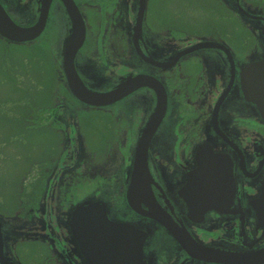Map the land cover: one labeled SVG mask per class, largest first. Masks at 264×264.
Returning a JSON list of instances; mask_svg holds the SVG:
<instances>
[{"label": "flooded vegetation", "instance_id": "flooded-vegetation-1", "mask_svg": "<svg viewBox=\"0 0 264 264\" xmlns=\"http://www.w3.org/2000/svg\"><path fill=\"white\" fill-rule=\"evenodd\" d=\"M209 1L210 28L190 31L178 8L169 22L165 0H0L6 55L45 41L59 83L22 127L62 136L59 153L34 161L16 183L15 208L0 212L14 232L10 256L97 264L92 235L78 239L69 222L75 204L93 200L109 218L145 226V264H234L233 255L236 264H264L254 255L264 249V114L253 100L264 95L246 92L252 63L264 60V6ZM92 111L112 120L103 145L84 132L81 115ZM139 159L145 192L129 197ZM202 163L215 174L200 176Z\"/></svg>", "mask_w": 264, "mask_h": 264}, {"label": "rangeland", "instance_id": "rangeland-1", "mask_svg": "<svg viewBox=\"0 0 264 264\" xmlns=\"http://www.w3.org/2000/svg\"><path fill=\"white\" fill-rule=\"evenodd\" d=\"M247 1L264 6V0ZM164 6L169 11V22L172 10L178 8V21H183V27L190 31H207L210 28L213 14L209 0H165ZM236 22L232 19L231 25L238 26L237 32L244 34L246 30ZM8 50L10 58L5 53L6 46L0 44V212H11L15 208L16 183L34 161L56 156L62 138L51 128L27 129L24 124L22 127V120L25 121L30 112L37 115L41 106L54 100L58 90L56 67L49 45L42 41L32 45H11ZM9 59H13V67L21 73L22 85H18L12 75L10 64L6 62ZM81 118L89 143L103 145L107 137H112L109 116L92 111L82 114ZM18 124L21 131L17 132ZM103 133L104 139L100 142L99 137ZM17 134H21L22 141L14 139Z\"/></svg>", "mask_w": 264, "mask_h": 264}, {"label": "water", "instance_id": "water-1", "mask_svg": "<svg viewBox=\"0 0 264 264\" xmlns=\"http://www.w3.org/2000/svg\"><path fill=\"white\" fill-rule=\"evenodd\" d=\"M20 30L21 29H19V31ZM20 32L25 33V30L22 29V31ZM20 36V38H22L23 35ZM252 64H255L254 66H251L250 72L252 73V75L247 78L248 80H250V83L248 81V89H252V91L246 92L248 94L264 95V60ZM253 100L256 102L262 101V111L264 114V98H254ZM140 147L142 146L140 145ZM138 152H142V149ZM141 158L142 156H140V159ZM140 159L136 163L137 166H135V172L133 173L130 179L131 182H133L134 187L132 188V190L130 188L129 197L134 195L133 192H136V194L145 192V189L143 188V183L139 179ZM209 165L206 163H202L199 166L198 169L200 170V176H209L215 174L213 171L214 167H209ZM207 182L209 183V181ZM207 182L203 183L202 188L212 189L213 186H206ZM84 203L85 202L77 203L74 205V208L71 211L72 214L70 215L71 218L69 222L70 224H72L71 230L74 232L75 235H77L76 237L78 239H85L86 235H92L94 243H97L99 247V257L95 256L94 262L97 264H118V262L121 260V264H145L144 261H142L141 256L142 241H144L147 236L143 234L145 232V226L139 225L140 222H137L136 225H134L135 223L133 224L132 222L109 218L106 212L105 202L99 204L96 201L89 200L85 204ZM101 206H103V208ZM143 215L147 216V214ZM161 216L162 215L160 214H156V217L159 219V222L166 223L167 221L165 222V220L162 219ZM8 222V219H6L4 215L0 214V264H21V262L16 256L12 257L8 254L7 249L10 248V244L8 243V241L12 238L11 234L14 233L7 225ZM129 224H132L133 227ZM171 231V233H175V235H177L178 233L174 229H172ZM128 234H136L135 242L133 244L130 242V244H128ZM128 246L129 248L133 247V251H136L134 261L133 259L128 260L129 251L126 250L128 249ZM254 255L256 257H263L264 249L258 252H254ZM242 256L243 258H245V255ZM243 260H241L242 263ZM231 262L236 264L237 259L235 255H233Z\"/></svg>", "mask_w": 264, "mask_h": 264}]
</instances>
